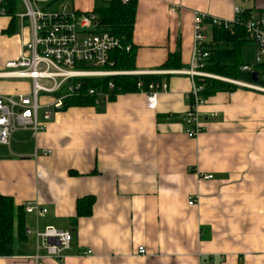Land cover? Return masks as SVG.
I'll use <instances>...</instances> for the list:
<instances>
[{"label":"crops","instance_id":"crops-1","mask_svg":"<svg viewBox=\"0 0 264 264\" xmlns=\"http://www.w3.org/2000/svg\"><path fill=\"white\" fill-rule=\"evenodd\" d=\"M70 7L98 9L97 0ZM245 11L260 18L264 0H138L136 71L118 73L162 76L168 90L155 111L147 90L119 95L60 111L45 131L17 130L9 146L0 145V194L48 211L42 218L25 212L27 239L16 235L14 256L0 264H264V91L237 85L202 98L201 132L191 139L185 117L193 82L173 74L190 68L197 15L232 22ZM11 22L0 18V68L32 40L31 26L18 20L6 35ZM204 35L210 42L209 25ZM175 53L182 69L161 70ZM250 53L252 62L256 45ZM31 92L30 80L0 79V97ZM87 197L95 198L92 215L73 226L77 202ZM48 227L72 234L60 259L37 249L36 233Z\"/></svg>","mask_w":264,"mask_h":264},{"label":"built area","instance_id":"built-area-1","mask_svg":"<svg viewBox=\"0 0 264 264\" xmlns=\"http://www.w3.org/2000/svg\"><path fill=\"white\" fill-rule=\"evenodd\" d=\"M127 1V0H124ZM20 10L15 19L32 28V40L25 46L22 56L7 62L0 79H26L32 82V92L18 98L0 97V145L9 146L12 135L17 130H30L36 136L45 131L54 115L63 109L65 100L72 98L82 87V79L109 78L122 73L105 69L110 63L112 52L120 47L119 41L108 33L100 32L98 16L93 12H50L51 0H17ZM11 0H0V18L10 17ZM24 10V11H23ZM237 12L236 14H238ZM205 15H197L194 22V50L190 68L173 72L175 75L189 77L193 82L192 104L185 117L186 134L195 139L201 132L198 123V108L203 104L200 96L202 87L197 86L195 78H216L203 73V60L208 54L203 52L207 43L204 35ZM214 23L219 20L214 19ZM247 32L257 47V63L264 62V19H252L247 23ZM251 67H244L250 72ZM155 75V73H146ZM227 81V80H226ZM231 83L251 90L264 91L254 85L231 81ZM141 89L143 86L138 85ZM112 89L113 86L110 85ZM168 90L166 83H151L147 89V108L155 111L159 104V94ZM62 93L56 97V94ZM95 95L94 90L89 91ZM41 95L50 96L51 102L41 104ZM96 104L106 102L103 93L98 95ZM44 151L43 155H48ZM190 206L194 201L189 202ZM27 214L44 217L48 211L38 204L25 206ZM27 234H30L28 231ZM39 240L38 251L46 257L60 259L71 247L72 234L53 227L36 233ZM144 248L139 254H145Z\"/></svg>","mask_w":264,"mask_h":264},{"label":"trees","instance_id":"trees-1","mask_svg":"<svg viewBox=\"0 0 264 264\" xmlns=\"http://www.w3.org/2000/svg\"><path fill=\"white\" fill-rule=\"evenodd\" d=\"M138 0H110L101 8L95 9L98 16L100 32L108 33L119 41L120 47L112 52L110 63L105 68L113 72L131 73L136 71V47L133 45V35L137 13ZM10 17L12 22L6 35H13L16 31L15 14L19 10L17 0H11ZM255 18L251 11L239 12L232 22L219 20L214 23L213 18H206L204 23L211 27V41L204 45L203 52L208 56L203 60V73L216 78H195L197 86L202 87L201 98L209 99L218 93L235 92L239 87L231 81L256 85L264 88V62L254 65L245 64L242 58L244 46L254 43L247 32V23ZM180 53L169 56L168 61L160 67L161 70H181ZM244 67H253L250 72ZM253 73L258 74V81H253ZM162 76H135L122 75L109 78L82 79V87L72 98L65 100L63 109L91 108L97 104L98 95L103 93L106 102H112L119 95L136 94L148 89L151 83H162ZM227 80V81H226ZM143 87L140 89L138 85ZM110 85L113 88H110ZM94 90L95 95L89 91ZM62 93L56 94V97ZM95 205L94 197L78 200L76 217L71 219V224L77 226L81 218L90 217ZM25 206H17L13 198L0 194V257H13L15 254L16 235L19 242L27 239L25 224Z\"/></svg>","mask_w":264,"mask_h":264},{"label":"rangeland","instance_id":"rangeland-1","mask_svg":"<svg viewBox=\"0 0 264 264\" xmlns=\"http://www.w3.org/2000/svg\"><path fill=\"white\" fill-rule=\"evenodd\" d=\"M108 1H110V0H97V7L101 8ZM71 4H72V0H51L50 6L48 8V11H50V12H59V13H61V12L69 13V12H72L71 11V7H70ZM254 47H255L254 43H251V44L246 45V46L243 47L242 54L244 52V57H242V58H243V61H244L245 64H250L251 63L252 66H253L254 63L256 62L258 53L256 54L255 59L252 60V62L250 60L251 59V53L250 52L253 50ZM4 57H8V55H4ZM4 59H7V58H4ZM251 68L253 69V67H251ZM2 71H5L4 67L0 68V72H2ZM43 96L44 95H41V101H40L41 104L44 103L43 102L44 101ZM49 97L50 96H48L46 98H48V101L51 102L52 99H51V97L50 98Z\"/></svg>","mask_w":264,"mask_h":264},{"label":"water","instance_id":"water-1","mask_svg":"<svg viewBox=\"0 0 264 264\" xmlns=\"http://www.w3.org/2000/svg\"><path fill=\"white\" fill-rule=\"evenodd\" d=\"M253 81L257 82L258 81V74L257 73H253Z\"/></svg>","mask_w":264,"mask_h":264}]
</instances>
